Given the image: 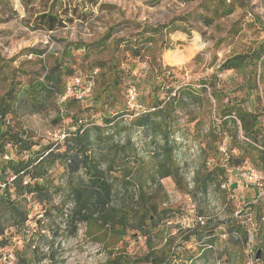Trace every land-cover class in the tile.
I'll list each match as a JSON object with an SVG mask.
<instances>
[{"label": "trees", "instance_id": "obj_1", "mask_svg": "<svg viewBox=\"0 0 264 264\" xmlns=\"http://www.w3.org/2000/svg\"><path fill=\"white\" fill-rule=\"evenodd\" d=\"M20 1L27 28L47 34L87 24L97 6H106L99 0H39V10L38 0ZM184 1L197 6L167 23L110 27L91 43H66L61 50L26 49L24 54L38 59L36 72L17 66L18 57L0 54V250L22 237L13 264L54 261L53 251L40 252L44 237L30 231L33 214L42 215L36 220L40 226L46 218L62 220L65 230L86 226L111 249L104 264H193L196 257L184 252L189 243L194 239L202 248L198 256L208 257L216 244L214 231L221 226L231 240L240 235L243 246L250 243L249 230L235 217L217 223L201 213L192 227L175 225V234L161 228L176 218L167 205L165 181L190 195L198 208L209 190H222L232 172L249 163L264 171V38L234 53L207 77L187 81L183 69L163 62V54L175 49L171 35H190L193 19L213 28L244 0ZM1 7L14 12L5 0ZM235 27L230 32L238 34ZM109 45L111 55L99 58ZM227 73L232 75L223 81ZM24 110H54L51 122L66 128L63 139L54 145L35 141L20 119ZM135 132L142 147L133 140ZM179 142L198 149L191 189L183 168L187 158L183 166L175 158ZM143 150L152 156L151 171ZM253 208L259 223L253 238L264 264V204ZM127 239H143L144 249L128 251Z\"/></svg>", "mask_w": 264, "mask_h": 264}, {"label": "rangeland", "instance_id": "obj_2", "mask_svg": "<svg viewBox=\"0 0 264 264\" xmlns=\"http://www.w3.org/2000/svg\"><path fill=\"white\" fill-rule=\"evenodd\" d=\"M99 1L100 4L106 6H97L94 9L95 18L89 23H75L53 34H47L31 32L27 28L25 21L27 13L20 0H5L14 12H9L4 7L0 8L1 56L8 59L18 57L17 66L22 63L25 69L36 72L40 68L38 59L24 54L26 49L35 47L61 50L66 43H91L102 37L110 27H121L122 29L132 24H163L175 17L186 15L197 6L196 3L186 4L184 0H159L160 2L155 5H152L155 0ZM5 6L7 7L6 3ZM35 7L39 10L42 8L39 0L35 3ZM190 25L194 28L190 35L180 31L171 35L170 41L175 49L165 52L162 59L168 66L176 67L179 70L183 69L187 81L192 79L196 81L212 74L216 66L234 53L243 52L253 41L264 38V0H244L238 3L236 12L218 22V25L213 28H205L195 19L190 22ZM233 26L239 30L238 34L230 32ZM186 27L189 30V24H186ZM121 36L122 34L118 37ZM111 51V45L107 46L105 51L99 54V58H108ZM81 53L78 52L76 55H81ZM198 55L199 59L195 62L194 59ZM141 68H144L143 64L138 65L133 73L139 74ZM230 75L232 73L223 74L221 78L226 81ZM26 79V76L22 78L24 82ZM236 80L237 83L240 82V78L236 77ZM0 95H2L1 92ZM129 105L131 108L135 107L133 104ZM19 116L25 129L34 133L35 141L41 145H54L63 139L66 128L53 125L51 122L55 117L54 110L42 113H28L27 110H24L19 113ZM131 118L133 116H128L127 119L131 120ZM69 123V120H65L64 125L67 126ZM181 123H183V119H181ZM124 135L127 136L126 131H124ZM139 136L138 132L132 134L133 140L139 144V147H142L143 142L138 139ZM143 156L147 170L151 171L153 169L152 156L148 155L146 150ZM197 156L198 149L195 145L192 143L183 145L182 142H179L175 150V158L180 165L185 162L184 158H187L186 167L182 166L185 169L186 184L189 189L193 184L192 178ZM234 184L236 188H233ZM164 185L168 196L166 198L167 205L172 207V211L176 215L174 224L168 223L161 227L164 233L175 234V225L177 224L182 227H192L201 213L205 215L206 219L215 220L217 223L235 217L249 230L250 243L243 246L240 242V235L233 234V240H231L229 232L224 226L216 229L214 231L215 247L212 249V253L205 258L198 256L202 248H199L193 239L184 251L185 256L196 257V262L194 261L193 264H261L256 252L257 241L253 238L259 227L253 207L259 203L264 204V171H259L256 165L249 163L246 167L232 172L222 190H209L208 195L204 199L201 198L198 208L190 195L180 191L174 182L167 180ZM125 199L120 198L119 201L123 202ZM35 215L31 216L28 226L35 236L42 235L46 240L38 245L40 252L48 255L53 251V255H55L52 263L46 258L41 264H104L107 261L111 249H107L102 243L97 242L96 238L89 234L86 226H80L77 232L71 229L65 230L63 221L57 220V218L55 222H50L46 218L40 226L36 220L42 215ZM21 239L22 237H16L11 242L13 245L0 250V264L14 263L15 246L22 247ZM127 241L128 251L141 252L143 239L137 241L127 239ZM122 246L123 244H118L117 248ZM9 255H12L14 259H8Z\"/></svg>", "mask_w": 264, "mask_h": 264}, {"label": "built area", "instance_id": "obj_3", "mask_svg": "<svg viewBox=\"0 0 264 264\" xmlns=\"http://www.w3.org/2000/svg\"><path fill=\"white\" fill-rule=\"evenodd\" d=\"M130 94L132 95V97H134V96H133V92H130ZM249 169H250V168H249ZM199 220L201 221L202 219H199ZM9 259L11 260V259H14V258H13L12 256H10Z\"/></svg>", "mask_w": 264, "mask_h": 264}]
</instances>
